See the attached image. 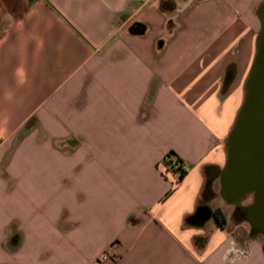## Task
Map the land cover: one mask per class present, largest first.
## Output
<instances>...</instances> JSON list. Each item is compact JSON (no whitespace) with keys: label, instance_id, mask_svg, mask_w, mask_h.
Here are the masks:
<instances>
[{"label":"crops","instance_id":"0c3cea01","mask_svg":"<svg viewBox=\"0 0 264 264\" xmlns=\"http://www.w3.org/2000/svg\"><path fill=\"white\" fill-rule=\"evenodd\" d=\"M263 5L0 0V264H264V188L221 180Z\"/></svg>","mask_w":264,"mask_h":264},{"label":"water","instance_id":"95a60500","mask_svg":"<svg viewBox=\"0 0 264 264\" xmlns=\"http://www.w3.org/2000/svg\"><path fill=\"white\" fill-rule=\"evenodd\" d=\"M259 17L257 52L245 83L242 106L228 135V159L221 173L223 193L232 200L264 188V5ZM210 216L209 209L200 207L191 221L201 225Z\"/></svg>","mask_w":264,"mask_h":264},{"label":"rangeland","instance_id":"374dc122","mask_svg":"<svg viewBox=\"0 0 264 264\" xmlns=\"http://www.w3.org/2000/svg\"><path fill=\"white\" fill-rule=\"evenodd\" d=\"M25 132V131H24ZM177 180H180L179 176H177ZM13 226H7L5 223L1 226L0 225V235H4L7 233V231L12 228ZM21 229L23 231H25L26 233V236H27V241L23 244L21 250H20V253L21 254H28L30 251H32V245H33V237H34V234H32L33 232L31 231V229L27 226H24V225H21ZM30 233V234H29ZM194 244L197 248L200 247L201 245V240L200 239H197V240H194ZM11 245V242L9 243V247ZM43 253V252H42Z\"/></svg>","mask_w":264,"mask_h":264},{"label":"trees","instance_id":"16d2710c","mask_svg":"<svg viewBox=\"0 0 264 264\" xmlns=\"http://www.w3.org/2000/svg\"><path fill=\"white\" fill-rule=\"evenodd\" d=\"M169 156L171 157V162L173 163V165H171L172 163L170 164L172 167H175L176 164H181L182 161L180 160V158H178L177 156H175V154L172 151L169 152ZM184 175H185V171L182 170L181 173L179 174V178H182ZM213 214H214V217H215L216 221L218 222V224L220 226H223L224 223H225V215L222 212V210L220 208H216L214 210ZM197 239H200L201 240V245H200V247H201L204 244V242H205V238H203V237H196L195 240H197Z\"/></svg>","mask_w":264,"mask_h":264},{"label":"built area","instance_id":"2783aa9c","mask_svg":"<svg viewBox=\"0 0 264 264\" xmlns=\"http://www.w3.org/2000/svg\"><path fill=\"white\" fill-rule=\"evenodd\" d=\"M164 160L169 165L172 163L171 162V157L169 156V153L165 155ZM171 165H173V163ZM175 168L179 171V174H180L181 171H182L181 164H176Z\"/></svg>","mask_w":264,"mask_h":264},{"label":"flooded vegetation","instance_id":"af4514ba","mask_svg":"<svg viewBox=\"0 0 264 264\" xmlns=\"http://www.w3.org/2000/svg\"><path fill=\"white\" fill-rule=\"evenodd\" d=\"M264 206V202H263V205H262V207Z\"/></svg>","mask_w":264,"mask_h":264}]
</instances>
